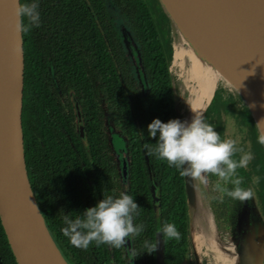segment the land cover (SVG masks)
Instances as JSON below:
<instances>
[{"label": "trees", "instance_id": "obj_1", "mask_svg": "<svg viewBox=\"0 0 264 264\" xmlns=\"http://www.w3.org/2000/svg\"><path fill=\"white\" fill-rule=\"evenodd\" d=\"M88 1L101 23L112 55L84 0H39L40 24L23 33L26 52L24 77L28 95L23 106V130L26 162L31 174L32 186L58 246L60 247L62 243V246L66 247L63 250L66 259L72 264H110L108 245L96 246L93 242L87 249L76 248L60 231L64 226V213L75 216L92 206L91 203L96 199L91 185L92 181L96 176L97 179L100 178L98 182L103 184L104 180L101 181V179L104 178L106 171L105 154L100 153L96 145L95 133L98 119L93 117L96 115H94L96 113L94 109L97 106L94 103V92L88 76L90 67L83 51H92L93 68L98 66H110L111 68L113 118L116 123H122L127 132L131 195L140 206V215L136 217L134 223L145 225L144 231L136 236L135 240L136 244L144 240L154 243V206L151 199L150 177L142 147L145 142L155 143L154 139L147 136L146 131L147 125L153 118H159L163 122L177 118L169 72L170 57L173 52L172 26L159 0H113L123 18L128 22L130 32L141 52L148 85V94L146 98H142L136 73L124 42L109 23L110 14L106 1ZM25 2L26 0H21V3ZM160 27L169 36L167 44L161 35ZM76 44H79L78 46L82 49L79 85L91 152L87 153L81 143L78 146V154H71L70 160L66 161L62 160L57 151L51 155L52 138L49 136V131L43 127L47 124L43 102L53 99L52 91L48 89L46 82L45 59L48 55H53L57 68L61 67L62 70L73 68L74 48L72 45ZM136 120L144 134L143 139L139 135ZM45 146L49 149V159H46ZM149 156L160 188L163 223H174L181 235L185 237L187 201L184 176H181L175 167H169L166 161L159 160L152 155ZM74 157L77 159V173L73 169ZM111 158V195H118L124 188L120 182L115 158L114 156ZM59 191L61 195L58 194ZM103 196L105 195L102 194L101 197ZM113 251L117 264H126V260L120 254L123 251L114 248ZM0 254L4 264H17L1 219ZM166 254L175 257L177 255L176 251L171 249H167ZM153 257L154 252L145 253L140 263L154 264Z\"/></svg>", "mask_w": 264, "mask_h": 264}, {"label": "water", "instance_id": "obj_2", "mask_svg": "<svg viewBox=\"0 0 264 264\" xmlns=\"http://www.w3.org/2000/svg\"><path fill=\"white\" fill-rule=\"evenodd\" d=\"M84 1L94 14L90 2ZM159 1L178 39L179 49L192 50L200 62L210 63L221 78L197 112L206 118L220 85H224L243 102L259 134L264 133V0ZM17 3L21 0H0V219L17 264H70L52 235L27 169L23 130L24 39L23 33L12 28ZM125 40L142 97L146 98L148 85L141 52L129 35ZM170 73L177 118L186 120L188 104L183 117L171 69ZM136 125L143 139L138 120ZM109 128L121 182L126 187L125 192L130 194L128 140L113 125ZM80 130L86 140L82 119ZM143 151L158 223L156 264H165L164 240L158 234L162 216L160 188L150 156L145 149ZM196 180L184 176L190 231L200 259L194 240V223L200 217L201 208ZM214 223L219 231L215 218ZM217 237L226 253V261L233 262L238 255L242 264H264V227L256 217L250 220L248 212L243 213L234 239H223L220 231ZM131 246L133 239L125 244V247ZM128 258L130 264L129 255ZM0 264H4L1 254ZM131 264H136L135 258Z\"/></svg>", "mask_w": 264, "mask_h": 264}, {"label": "flooded vegetation", "instance_id": "obj_3", "mask_svg": "<svg viewBox=\"0 0 264 264\" xmlns=\"http://www.w3.org/2000/svg\"><path fill=\"white\" fill-rule=\"evenodd\" d=\"M105 1L107 4V0ZM107 8H108V4H107ZM109 14H110L109 23L111 26L114 27V29L117 31V34L123 40L126 52L128 53L126 40H125L126 35H129L131 37L133 42L136 44L138 50L140 51L139 46L135 41V38L130 32L131 31L130 27H129V31L123 29L122 34H120V31L116 27L113 19V15H111L110 11ZM92 16L97 26L100 29V32L102 34V37L106 45L108 46V41L106 39L107 37L104 33V30L101 27V23L98 21L99 22L98 25L97 22L98 19L96 15L92 14ZM77 31L79 33V30ZM66 35L68 38L70 37L67 32ZM77 42H79L78 39ZM79 44L72 45V47L74 48L73 68L69 67V68H64L63 70L61 67L57 68V66L54 63L55 60L53 55H48L45 59L47 64L46 82L48 89L52 91L51 96L53 97V99H51V101L47 100L43 102V112H45L46 115L45 118L47 119V124H44L43 127L49 131V136L52 138L51 141L53 145L52 147L50 146L51 147L50 150H52L51 155L57 151L60 153V157L62 158V160H66V161L70 160L71 154H76V155L78 154V146L81 143L84 145L87 153L90 154L91 152L89 135L86 126V116L81 102V93H80V85H79V70H80V60H81V52H82V49L80 48V46H78ZM109 51H110V47H109ZM83 53L90 67L88 76L90 77V82L92 84V89L94 92V98H95L94 103H96L97 106L94 109L96 111L94 115L95 114L96 115L93 117L94 119L95 118L98 119V123L96 125L97 130L95 133L97 140L96 145L99 147L100 153L105 154V161H106L105 175L104 178L101 179V181L104 180L103 184H100L98 182L100 178L97 179L96 176H94V179L91 184L93 188V193L95 194V198H96L95 202L91 203V205L93 206L98 200L102 198L101 197L102 194L111 195L112 192V181H111L112 158L111 157L113 156L115 158L118 174L120 177L118 162L111 143L112 136L109 126L113 125L115 130L119 131L127 140L128 137L126 130L123 128V124L116 123L113 118L112 86H111L112 76H111L110 66L108 67L98 66L93 68L92 63H94V59L91 56L92 51L89 50L87 52L84 50ZM24 56L26 60L25 48H24ZM131 63L133 65L132 60ZM133 68L136 73V69L134 65ZM170 69H171V64H170L169 72ZM170 78L172 83L171 73H170ZM24 87H25L24 88V102H25L26 98L28 97V95L26 94L27 87L25 85V77H24ZM177 89L179 92L178 87ZM140 92L142 96L141 89ZM179 98H180V94H179ZM181 111L183 117H185L184 116L185 114L183 113V107L181 108ZM81 119L84 123L86 140H84L81 136V130H80ZM205 119L207 120V122L215 126L216 131L221 135V139H236L237 147L242 148L244 151H251L254 157L249 162L246 168L237 169V175L241 180L240 186L245 189H250L252 192L251 197L247 198L246 200L243 201L234 200L231 197H228L226 195L214 191L213 185L217 182V177L214 175L209 174L208 176L209 183L207 185L202 184V192L206 199V202L214 215L218 228H220L221 231L223 232L222 233L219 229L220 233L222 234V238L224 239L232 235L231 238L234 239L235 234L237 232L238 223H240V219L244 212H248L250 216V220H252V216L256 217L264 227V145L259 144L257 142V137L260 134L258 132V129L255 125V122L250 112L244 106L240 98L229 88L221 89L218 93H216V97L212 103V106L208 110ZM228 125L230 126L229 127L230 130L227 128ZM41 144H43V141H41ZM128 146H129V140H128ZM45 152H46L45 153L46 159H49V154H48L49 149L47 146H45ZM129 155H130V151H129ZM239 156L240 153H237L233 158L239 159ZM76 157H74V161H73L74 171H76V162H77V159H75ZM27 169H28V164H27ZM28 173L31 180V174L29 170ZM255 177H259L258 182H256V180L254 179ZM120 182H121V177H120ZM31 183L33 184L32 180ZM121 185L124 188L123 191H126V187L122 184V182ZM129 185H130V180H129ZM227 187L231 188L232 185L228 184ZM150 190H151V186H150ZM58 194L61 195L62 193L59 191ZM130 195H131V188H130ZM36 197H37V193H36ZM160 197H161V193H160ZM151 199H152V193H151ZM152 203L154 206V220H155L154 243L157 244L158 223H157L155 205L153 199H152ZM186 220H187V232L185 233V237H183L182 235L180 239H168L166 237H163L164 246H165V256H164L165 264H209L208 255H201V258L199 259L196 250L194 248L193 239L190 231L187 205H186ZM162 224H163V212L161 216V226ZM135 238L136 237L133 238V247L137 250L138 253H140L137 255V257H135V260H136V264H141L140 262L142 260V257L145 255V253H143L145 249L142 246L143 242L136 244ZM167 240L168 243H166ZM240 247L241 246L239 245V248ZM65 248L66 247L62 246L61 243L60 249L62 252ZM167 249L176 251L177 253L176 257L174 255L167 256L166 254ZM108 250H109L110 264H117L113 248L108 246ZM121 251L123 252H120V254H122L124 259L126 260V264H129V258L127 252L125 251L124 248H121ZM63 254L66 257L65 252H63ZM119 258L121 259V257ZM153 258L155 260L154 264H156L157 247L154 251ZM240 260L241 259L239 258L238 260L239 263L237 264H242L240 263Z\"/></svg>", "mask_w": 264, "mask_h": 264}, {"label": "clouds", "instance_id": "obj_4", "mask_svg": "<svg viewBox=\"0 0 264 264\" xmlns=\"http://www.w3.org/2000/svg\"><path fill=\"white\" fill-rule=\"evenodd\" d=\"M14 16L16 20L12 28L18 33L38 27L39 0L17 3ZM192 113L190 120L172 118L163 122L153 118L146 131L155 143L145 142L143 148L149 155L166 161L169 167H175L181 176L198 179L203 185L209 183V174L216 176L213 190L218 193L240 201L251 197V190L240 186L237 169L246 168L254 158L253 153L238 148L236 139H221L215 126L207 122L201 112ZM141 134L144 135L143 132ZM257 142L264 145V133L257 137ZM237 153H240L239 159H234ZM254 179L259 181V177ZM228 184L232 187H227ZM139 215L140 206L134 197L121 191L118 195L103 196L75 216L64 213V226L60 231L76 248L87 249L93 242L96 246L106 244L114 249L124 248L131 264L140 253L132 246L125 247V244L144 231L143 223H134ZM158 234L168 239L181 237L176 225L167 222L162 224ZM142 246L145 249L143 253L151 254L157 244L144 240Z\"/></svg>", "mask_w": 264, "mask_h": 264}, {"label": "bare ground", "instance_id": "obj_5", "mask_svg": "<svg viewBox=\"0 0 264 264\" xmlns=\"http://www.w3.org/2000/svg\"><path fill=\"white\" fill-rule=\"evenodd\" d=\"M177 56V59L180 60L178 66L181 71V83L189 93L186 120H190L193 115L192 111H198L207 96L217 88L221 78L210 63L205 61H201V63L192 50L188 48H186V50L179 49ZM196 185L201 208L200 217H198L194 223V240L199 254L211 256L216 264L239 263L238 260L240 257L238 255H236L237 259L233 262L225 260L226 253L218 243L217 235L219 231L214 223L213 213L210 208L206 207L202 194L201 183L198 180H196ZM240 263H242L241 260Z\"/></svg>", "mask_w": 264, "mask_h": 264}, {"label": "rangeland", "instance_id": "obj_6", "mask_svg": "<svg viewBox=\"0 0 264 264\" xmlns=\"http://www.w3.org/2000/svg\"><path fill=\"white\" fill-rule=\"evenodd\" d=\"M107 4H108V9H109L111 15H113V19H114L115 25L120 31V34H122L123 29H126L127 31H129V27L130 26H129L128 22L123 18V16L121 15L119 9L115 6L113 0H107ZM160 32H161V35H162V37H163V39L165 41V44H167L166 41L168 40L169 36L166 35L165 31L161 27H160ZM171 39L173 40V42H172L173 43L172 44L173 45V52L171 53V57H170L171 71H172L173 76L175 77V80H177L176 84H177V87L179 88L181 108L183 107V113L186 114V110H187L186 109V105H187V102H188L189 93H188L187 89L181 83L182 82V80H181V71L179 70L180 68L178 66L179 65L178 63L180 62V60L177 59V53H178V50H179V43H178V39H177L176 35L174 34L173 30L171 31ZM220 86L221 87L219 88L218 92L221 89H224V88L227 89V87L224 86V85H220ZM229 127L230 126L228 125L227 128L229 129ZM201 189H202V184H201ZM202 194H203V192H202ZM203 197H204V195H203ZM204 200H205V203H206V207L209 208L205 197H204ZM220 231H221V229H220ZM223 237H224V234H223ZM231 237H232V235L227 237V238H224V239H227L228 241H230ZM208 259H209L208 260L209 264H214V260H213V258L211 256H208Z\"/></svg>", "mask_w": 264, "mask_h": 264}]
</instances>
